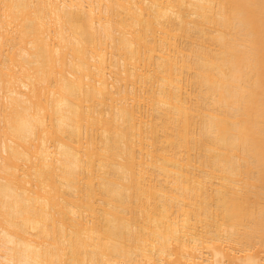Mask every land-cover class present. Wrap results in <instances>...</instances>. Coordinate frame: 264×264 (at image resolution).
Returning <instances> with one entry per match:
<instances>
[{
  "label": "bare ground",
  "instance_id": "6f19581e",
  "mask_svg": "<svg viewBox=\"0 0 264 264\" xmlns=\"http://www.w3.org/2000/svg\"><path fill=\"white\" fill-rule=\"evenodd\" d=\"M0 264H264V0H0Z\"/></svg>",
  "mask_w": 264,
  "mask_h": 264
}]
</instances>
